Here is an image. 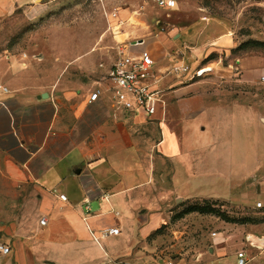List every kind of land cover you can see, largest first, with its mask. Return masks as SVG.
<instances>
[{"label": "crops", "instance_id": "1", "mask_svg": "<svg viewBox=\"0 0 264 264\" xmlns=\"http://www.w3.org/2000/svg\"><path fill=\"white\" fill-rule=\"evenodd\" d=\"M175 1L165 10L188 21L170 22L167 29L148 1L130 0L118 14L123 24L115 42L119 36L143 39L134 51L147 50L155 62L165 105L152 117L115 100L111 65H95L101 75L83 82L75 72L69 75L84 62L77 58L0 53V85L8 88L0 90V211L9 215L0 220V242L11 248L0 252V264H160L167 257L155 255L149 239L161 222L163 199H222L234 212L260 202H248L252 185L222 195L199 188L214 181L233 190L234 183L264 184V94L205 91L170 68L180 60L193 68L210 65L221 81H243L241 74L249 81L256 71L264 75V56H232L234 30L225 21L191 9L199 0ZM214 50L225 53L206 61ZM95 89L101 93L91 102ZM182 182H198L200 192L181 190ZM220 222L203 264H227L232 240L237 264V251L245 249L238 238L248 245L247 234L264 237V218ZM112 227L119 234L100 237V230ZM255 249L264 254V247Z\"/></svg>", "mask_w": 264, "mask_h": 264}, {"label": "rangeland", "instance_id": "2", "mask_svg": "<svg viewBox=\"0 0 264 264\" xmlns=\"http://www.w3.org/2000/svg\"><path fill=\"white\" fill-rule=\"evenodd\" d=\"M142 1L150 2L158 10V25L161 24L165 29L170 22L188 21L177 11L159 8L154 0ZM129 2L130 0H0V53L44 55L45 58H57L64 62H72L77 58L84 62L78 68H71L69 75L75 72L83 82L98 79L101 74L92 70L94 66L100 63L111 65L117 56L113 27L119 22L111 18L110 14L114 11L119 14L121 8L126 7ZM198 4L199 6H192L191 9L225 21L234 30L230 43L232 56L251 59L264 56V0H199ZM149 23L156 28V23ZM124 37L118 38L122 40ZM221 47L225 48L226 45ZM221 53L224 54L225 51L214 50L206 61L217 59ZM232 59L233 57L226 59V63H231ZM262 76V71H256L255 78L249 81L242 74L239 78L243 81H221L210 73L191 82H196L210 92L264 94ZM168 92L169 90L165 95ZM252 182L234 183L233 190L228 182L214 181L199 189L204 194L222 195L235 191L244 193L242 190L252 185L248 202L256 205L259 200L264 204V184ZM179 187L186 192L192 189L200 192L198 182L187 187L182 182ZM4 201L0 197V210ZM160 214L161 222L157 232L149 239L154 254L172 258L178 264H203L204 255L209 254V248L214 244L212 232L222 230L220 220L233 222L250 219L261 222L264 218V205L261 208L256 205L249 210L234 212V207L222 199L189 198L177 201L171 197L163 199ZM8 216V210L0 211V220H8ZM242 238L243 236L238 238V247L247 249L250 258L256 257L250 264H264V254L259 255L260 251L249 245H241ZM234 243L236 240L226 243L229 253L225 260L227 264L234 260L232 254L237 248ZM233 263L236 264V261Z\"/></svg>", "mask_w": 264, "mask_h": 264}, {"label": "built area", "instance_id": "3", "mask_svg": "<svg viewBox=\"0 0 264 264\" xmlns=\"http://www.w3.org/2000/svg\"><path fill=\"white\" fill-rule=\"evenodd\" d=\"M159 8L171 9L176 6L175 0H154ZM110 17L117 19L119 23L114 25V36L119 32L123 21L119 19L116 11L110 14ZM144 44L143 39H135L134 41H121L116 40L117 56L111 64L108 71V78L111 82V89L114 93L115 100L124 108L131 111H143L149 117L154 116L161 105L163 106L165 101L163 98V90L159 87V79L156 78L154 73L155 62L151 54L142 49L139 52H135L134 48L142 46ZM234 68L238 71V60L234 61ZM100 66H104L100 63ZM213 68L210 65H202L192 67L190 64L183 61H175L170 68V72L176 76L185 77V80L191 81L195 78L204 76L211 73ZM264 80V75L262 76ZM0 90L8 91L6 86L0 85ZM101 93L100 89H95L89 97V101H95L98 99ZM60 198L66 200V195L61 194ZM257 207H263L261 202L257 203ZM41 223L45 224L46 219L42 218ZM120 230L117 227L105 228L100 230V237L112 234H119ZM92 236L95 239H99V236L95 232L91 231ZM217 232H212V236H215ZM245 241L250 247L262 249L264 247V237L255 238L250 234H247ZM11 248L0 242V252L4 254L10 253ZM250 256L245 249L237 251V264H248ZM148 264V263H147ZM160 264H177L172 258L162 260Z\"/></svg>", "mask_w": 264, "mask_h": 264}, {"label": "trees", "instance_id": "4", "mask_svg": "<svg viewBox=\"0 0 264 264\" xmlns=\"http://www.w3.org/2000/svg\"><path fill=\"white\" fill-rule=\"evenodd\" d=\"M248 220H250V219H245V220H239V221H242V222H244V221H248Z\"/></svg>", "mask_w": 264, "mask_h": 264}, {"label": "water", "instance_id": "5", "mask_svg": "<svg viewBox=\"0 0 264 264\" xmlns=\"http://www.w3.org/2000/svg\"><path fill=\"white\" fill-rule=\"evenodd\" d=\"M44 96H47V93H45Z\"/></svg>", "mask_w": 264, "mask_h": 264}]
</instances>
